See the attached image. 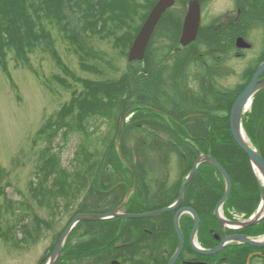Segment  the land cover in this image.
Listing matches in <instances>:
<instances>
[{"label": "trees", "instance_id": "trees-1", "mask_svg": "<svg viewBox=\"0 0 264 264\" xmlns=\"http://www.w3.org/2000/svg\"><path fill=\"white\" fill-rule=\"evenodd\" d=\"M263 1L247 0L244 4L245 23L252 20L257 22L258 16L255 10L264 8ZM157 2L158 0H0V64L7 70L8 51H13L18 61H25L35 47L43 46L41 48L51 51L59 67L69 73V69L54 49L55 38L49 28L50 23L62 31L64 38L74 43L78 51L85 50L84 44L91 35L114 36L116 33L119 34V30L128 28L121 36L115 35V37L118 38L117 43L122 42L127 45L130 51L140 28ZM182 2L184 5L187 4L186 0ZM184 12L185 10L174 8L168 11L150 40L145 60L129 63L127 71L119 77L94 80L69 73L68 76L79 83L75 88L64 79L57 78L65 87L72 88L71 99L51 115L39 130V135L44 134L49 144L54 143L59 136L64 139L73 134L81 136L74 158L75 167L80 168L75 170L78 175L72 179V183H79L80 189L85 186L87 179L91 178L90 191H93L94 186L104 187V184L110 180L119 182L123 180L124 175H128L124 177L128 187L133 186L134 176L130 173L128 165L136 170L140 162L135 148L132 149L126 143L127 135L135 138L141 136L138 139L144 140L147 145L164 151V163L168 161V152L173 151L178 155L182 165L191 168L201 151L211 153L227 170L232 181L230 197L223 205L224 214L232 215L236 209L249 217L257 210L261 201L257 178L247 154L233 138L229 117L224 118L220 123L212 121V118L217 115L215 106L220 105L222 101L223 105L232 108L235 99L252 78L257 67L249 69L246 76L247 83L240 86L238 91L231 92L228 101L229 96L216 91H212L214 103H209L206 96L196 97L195 91L182 80L184 79L182 69L188 50H181L179 47ZM261 14L263 15L259 16L264 20V9H261ZM202 36L203 29L199 38ZM82 57L84 60V56ZM263 60L264 55L258 63ZM173 69L175 72L179 70L176 80V76L173 77L171 73ZM7 74L10 76L8 71ZM166 75L173 77L170 86L168 84L171 82L166 80ZM169 90H172L174 95L165 93ZM169 100L181 104L180 108L176 107L179 114H174L159 105ZM149 107L163 109L171 119ZM128 108H131V111L128 113L122 132L121 157L116 146V138L120 117ZM96 120L110 124L114 135L110 136L107 133L99 135L100 127L93 128L92 125ZM243 127L254 147L264 157V90L252 98L251 111L244 115ZM162 133L168 134V137H161ZM96 140L103 142V149L92 152L89 146ZM51 149V147L47 148L48 151ZM49 154L47 152L42 154L44 155L42 171L45 173V178L58 172L63 180L59 182L67 188L71 174L61 166L57 154ZM203 165L212 167V177L209 179L214 183L213 194L215 193L203 207L194 205L202 218L199 235L204 238L212 229V220L215 219L213 211L224 195L226 185L224 178L213 165L209 163ZM136 176L139 186L142 179L138 171ZM1 193L5 195V188L2 192L0 190ZM103 194L102 191L96 193L98 196ZM125 194L126 191L110 208L120 205ZM134 201L135 194L130 197L128 212L146 211L132 210V205L138 204L137 202L134 204ZM11 205L14 206L13 202ZM82 208L81 206L78 212L86 211ZM72 236L73 232L66 242L68 249L70 247L69 250L65 247L66 251H72ZM67 255L69 256L70 253L68 252ZM57 264H61V260Z\"/></svg>", "mask_w": 264, "mask_h": 264}, {"label": "rangeland", "instance_id": "rangeland-1", "mask_svg": "<svg viewBox=\"0 0 264 264\" xmlns=\"http://www.w3.org/2000/svg\"><path fill=\"white\" fill-rule=\"evenodd\" d=\"M204 2V24H209L224 15L230 17L235 14L237 0H204ZM174 9L185 10L183 25L186 5L178 3ZM261 22L264 24V20ZM49 25L55 38L54 49L69 69V73H74L77 77L99 80L114 79L127 71L129 47L122 42L117 43L118 38L115 35L121 36L128 28L119 30V34L116 33L114 36L91 35L84 44L85 50L78 51L74 43L64 38L62 31L51 23ZM258 26L257 22L251 21L246 31V37L253 45L251 52L242 56L234 55L228 60L224 56V66L234 72L220 78L214 76L213 82L216 88L221 89L220 86L217 87L219 84L231 89L244 82L243 71L250 64H254L259 56L263 38L261 28ZM201 43L200 49L207 50L208 46L211 47L216 42L209 40L208 44ZM41 47L43 46L35 47L25 61H18L14 52L8 51L7 70L0 64V190L2 192L5 188L6 191L5 195L0 194V229L2 230H0V264H42V260L44 262V258H48L46 256L54 245L57 235L75 213L78 204L85 199L92 183L91 178L87 179L85 186L80 189L79 183H72V179L78 175L75 170L80 168L75 167L74 160L81 142L79 134H73L66 139L59 136L52 144L47 142L44 134L39 135V130L51 115L70 101L72 88L79 84L59 67L51 51ZM217 58L208 56L206 60L213 65ZM204 70L205 65L199 60H194L187 65L186 74L188 77H193L203 73ZM57 78L64 79L73 87H65ZM166 80L170 83L173 77L166 75ZM171 84L172 82L168 86ZM191 84L196 87L199 82ZM197 90L200 91L199 88ZM165 93L171 95L170 91ZM92 125L93 128L100 127L101 136L105 133L114 135L111 125L106 122L96 120ZM138 138L127 135V145L132 149L135 148L139 158L145 159L146 156L151 164H159L161 153L159 148L149 146ZM48 147L52 149L48 151ZM89 148L92 152L96 149L101 150L103 142L96 140ZM44 152L57 154L61 166L71 174L67 188L59 182L62 179L58 172L45 178V173L42 171ZM170 159L171 166L180 165L173 154L172 156L170 154ZM133 210L142 211V208L134 207ZM135 220L124 222L133 224L143 219ZM85 222L88 221H83V224ZM91 226L87 224L85 227ZM84 260H64L61 264H88Z\"/></svg>", "mask_w": 264, "mask_h": 264}, {"label": "flooded vegetation", "instance_id": "flooded-vegetation-1", "mask_svg": "<svg viewBox=\"0 0 264 264\" xmlns=\"http://www.w3.org/2000/svg\"><path fill=\"white\" fill-rule=\"evenodd\" d=\"M246 2L247 0H237L236 11L234 15L230 17L224 15L218 19H215L214 21H211L209 24H204L203 8L205 2L204 0H200L202 19L199 34L203 29V36L202 38H199L198 36L196 40L190 43L187 47L180 48L181 50L188 49L187 54H185V65L182 69L184 76V79L182 78L183 82H186L187 86H190L195 91L196 97L201 98L202 96H206V100L208 99L209 103L215 102L212 98V91L225 93L227 96H229L227 99L228 101L230 94H232L231 92L235 90L238 91L240 86L247 83L246 76L249 69L251 70L256 67L258 68L259 65L264 61L263 60L262 62L258 63L260 58L264 55V24H262V19L259 16L263 15L261 14V9L263 10L264 8L261 7V9L255 10L258 16V27L261 28L263 38L261 48L256 62L252 65L250 64L243 71V77L245 79L244 82L231 89L227 86H221L217 84V87L220 86L219 88H221L218 89L215 86V82H213L214 76L220 78L234 72V70L228 69L224 66L225 57L226 60H228L230 57H234V55L242 56L252 51L253 45L246 37V31L251 25V21L248 23L244 22V4H246ZM240 38H242L243 41H238ZM209 40L216 43L211 47L208 46L207 50L200 49V43L202 42L206 44L207 42L208 44ZM178 48L179 47H177V49ZM208 56H213L214 58L218 57L217 60L213 62V65L207 63L206 57ZM194 60H199L202 62L205 65V70L201 74L188 77L186 74L187 65ZM256 71L254 72L253 76L255 75ZM171 73L173 77L176 76V80L177 76L179 75V70L177 69L175 72L173 69ZM252 78L248 81L246 86L250 83ZM260 78L264 79V72ZM192 82H199V84L196 87H193L191 84ZM198 88L200 91L197 90ZM262 90L264 89H261L260 91ZM169 91L171 92V95H174L172 90ZM159 105L166 108L167 110H170L174 114H179L176 107H181L180 103H174L172 100H169L165 103L162 102ZM215 107L217 108L216 114L218 116L216 115L217 117L215 116L212 118V121L220 123L224 120V118L229 117L230 123L233 106L231 109H229V106L223 105L222 101L220 105L217 104ZM149 108H153L163 116L171 119L170 116L168 117L166 115L167 113L164 112L163 109L159 107ZM248 111H251V104L249 108L243 113V121L244 115H246V112ZM159 120H161V118H159ZM195 120L197 121V119ZM161 137H168V134L165 135V133H162ZM159 150L161 151V149ZM170 154L171 156L173 154L175 157H177L180 165L171 166ZM202 155H211L213 158H215L211 153H205L201 151L198 157L195 159L194 164ZM164 157L165 153L164 151H161L159 164H151L146 156L145 159L138 157L140 165L136 167V170L133 166L128 167L130 173L134 176V184L132 187H128L127 183L124 181V177H128V175L122 176L123 180L119 182H113V180H110L105 183L104 187L102 188L99 186H94L93 191H90V189H92L91 183L90 187L88 188V193L85 195L86 200L84 199L78 204L76 214L80 210L81 206L83 207L82 209L86 211L78 213H103L102 210L107 212L111 210L110 207L116 202L118 197L124 194L125 191V196L128 193H131V196L135 194L134 204H136V202L138 204L132 205V210L134 207H141L142 209L146 210L144 212H153L176 204L180 197L181 188L189 177L194 164L191 168L186 165H182L178 155L173 151L168 152L167 163H164ZM203 163L198 166L195 175L186 185L181 204L179 207L171 211L164 212L157 216L143 218V220L136 219L135 221H140L133 224L126 223L124 222L125 220L121 222L119 220L120 218L116 220H107L103 223H79L72 231V251H66L65 247L67 249L68 247L65 245L62 250L63 255L60 258L61 263L64 260L85 259L84 261H87L88 264H168L179 249L180 239L175 227V217L178 211L182 208H192L199 215L200 224L195 235V243L199 244V246L203 248L213 249L217 247L225 237L230 236H247L253 239L262 238L264 236V217L257 224L248 227H238V224L234 226H224L215 213L217 204L219 202L216 204V207L213 211L215 219L212 220V229H210V232L205 235L204 238L199 235L202 218L194 205L198 204L203 207L206 203H208L210 198H213V195L215 194H213L214 183L211 179H209L212 177V167L203 165ZM137 171L140 173L139 177L142 179V182L139 184V186L137 185ZM221 176L223 177L222 174ZM216 184L218 183L216 182ZM101 191L104 193L103 196H107V198L101 199L100 196L96 195L97 192ZM108 208L110 209L106 210ZM223 216L227 221L232 222H243L249 218L244 212H239L236 209H234L232 215H225L223 211ZM87 224H91L92 226L87 228L85 227ZM179 224L183 236V247L174 264H264V246H253L242 242H228L224 245L221 251L211 255L197 252L192 247L190 241L191 233L195 226V218L193 214L190 211L182 212L179 216ZM208 240H210V242H208ZM68 252L70 253L69 256L67 255Z\"/></svg>", "mask_w": 264, "mask_h": 264}, {"label": "water", "instance_id": "water-1", "mask_svg": "<svg viewBox=\"0 0 264 264\" xmlns=\"http://www.w3.org/2000/svg\"><path fill=\"white\" fill-rule=\"evenodd\" d=\"M178 0H159L156 5L153 7L151 12L149 13L146 21L144 22L142 28L140 29L138 35L136 36L134 43L131 47L128 60L130 63H133L135 61H143L145 58V53L146 49L148 47V44L150 42L151 36L153 32L155 31L160 19L162 18L163 14H165L168 10L173 8L175 4L177 3ZM201 24V5H200V0H189L188 4V10L184 18L183 22V27H182V34L180 37V44L181 46H187L189 45L192 41H194L197 37L199 28ZM238 41H243L242 38H240ZM246 45V44H245ZM248 46V44H247ZM264 72V62L258 67L253 79L250 81V83L247 85V87L243 90V92L239 95L237 100L235 101L232 112H231V122H230V127L232 131V135L238 144V146L248 155L250 164L255 172H259L261 175V178L264 181V158L263 156L252 146L250 140L248 139L247 135L245 134L244 128H243V123H242V116L244 109L246 108L247 104L249 103L250 99L253 97L255 93L260 91L261 89L264 88V79H261V75ZM129 110L125 111L120 119V124H119V130L116 138V145L117 149L119 152V155H121V148H120V142H121V136H122V131L124 127V122L126 119V116L128 114ZM203 162H208L212 165H214L223 175L225 181H226V191L223 196V198L220 200V202L217 205L216 208V216L218 219L221 221V223L226 226V225H236L238 224L239 227H247L251 226L254 224H257L263 217L262 215L264 211V190L260 184V190L262 194V204L261 207L258 211L257 214L252 216L249 220H246L244 222H232V221H227L225 218L220 213V209L223 206L224 202L228 199L231 189H232V182L230 179L229 174L227 171L224 169V167L211 155H202L194 164V167L183 184L181 188V193L179 200L177 201L176 204L159 209L157 211L153 212H147V213H137V214H130L126 212V204L128 202V199L130 197L131 193H128L125 200L123 203L116 209H113L109 212L105 213H100V214H77L75 215L68 226L65 228L63 233L60 235L56 246L49 256L47 263L46 264H55L58 259L60 258L62 248L67 240V237L69 236L71 230L73 227L80 221L82 220H91V221H100V220H105L109 218H125V219H131V218H144V217H153L157 216L159 214H162L167 211H171L181 204L184 196V191L186 185L190 182L192 177L195 175V172L198 168V166L203 163ZM184 211H190L194 218H195V226L193 228V231L191 233V244L192 247L200 253L204 254H215L218 253L219 251L222 250L224 245L228 242H242V243H247L253 246H264V237L262 239L256 240L252 238H248L247 236H230V237H225L223 241L215 248L213 249H203L195 243V235L196 232L199 228L200 224V219L199 215L197 212L192 209V208H182L178 211L175 217V227L176 230L179 234V249L177 253L174 255V257L170 260L168 264H174L176 259L178 258L179 253L182 250L183 247V236L182 232L180 229V224H179V216L181 215L182 212Z\"/></svg>", "mask_w": 264, "mask_h": 264}]
</instances>
